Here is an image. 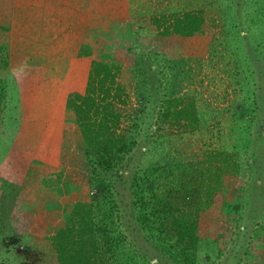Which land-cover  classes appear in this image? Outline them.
Instances as JSON below:
<instances>
[{"label": "rangeland", "instance_id": "obj_1", "mask_svg": "<svg viewBox=\"0 0 264 264\" xmlns=\"http://www.w3.org/2000/svg\"><path fill=\"white\" fill-rule=\"evenodd\" d=\"M14 1L16 18L25 20L27 5ZM124 3L126 9L121 10L126 17L108 19L85 43L93 45L94 56L122 65H132L136 55H141L154 68L144 80L158 87L159 96L168 92L164 97L169 94L192 102L200 117L198 126L191 129L167 124L160 132L165 134L162 142L155 143L158 138L151 130H141L128 165L174 159V173L180 179H184L186 169H193V175L200 179L199 172H206L209 165L213 166L210 170L221 167L219 180L224 187L219 197L238 203V209L233 210L237 219L232 224V240L218 253L213 240L203 239L196 264H264V0ZM189 7L203 8L206 26L202 32L163 37L166 43L160 49L157 45L162 39L155 17L162 19V14ZM7 30L0 27V164L12 156L11 150H17L22 152L19 162L27 169L16 167L19 197L11 199L12 192L5 186L0 193V264H21L25 253L35 257V264H59L51 236L62 223L63 209L91 194L86 188L85 144L65 100L69 92L84 88L87 72L80 69L92 55L80 58L78 52L55 51L65 44L70 50L79 45L69 41L50 43L53 49L44 52L48 56L9 58ZM14 38L19 51H13L27 53L22 36ZM175 63L184 68L172 78ZM131 80L124 115L130 105H136ZM138 87L139 91L145 89L144 83ZM146 104L141 122L161 124L158 106ZM243 105H249L254 114L245 112ZM126 197L131 202V197ZM119 204L120 227L134 249H142L145 261L155 263L162 253L135 227L133 204ZM218 208L213 204L211 209L202 210V221ZM54 209L59 213L49 215Z\"/></svg>", "mask_w": 264, "mask_h": 264}, {"label": "trees", "instance_id": "obj_2", "mask_svg": "<svg viewBox=\"0 0 264 264\" xmlns=\"http://www.w3.org/2000/svg\"><path fill=\"white\" fill-rule=\"evenodd\" d=\"M11 11V0H0L1 28H8ZM161 16L162 19L155 17L158 36L162 39L157 45L160 49L166 43L165 38L195 35L206 26L202 7H189ZM79 54L92 55L85 86L82 90L69 92L65 106L72 111L85 144L86 188L91 194L63 209L62 223L51 236L58 263L196 264L198 245L205 238L213 240L221 253L232 240V224L237 219L233 212L238 209V203L219 197L224 187L219 180L221 167L210 170L213 166L209 165L206 172H199L200 179L193 175V169H186L184 179H180L174 173L177 163L174 159H168L167 163L128 165L139 144L141 130H151L158 138L157 143L164 140L165 134L160 132L167 124L190 129L197 127L200 117L193 103L180 96L168 94L164 97L168 92L159 96L158 87L144 80L145 75L154 73V68L141 55H136L132 65H122L94 56L91 43H82ZM183 68L181 63H175L172 78ZM131 79L134 80L136 105H130V111L124 115L123 108L129 102L133 83ZM141 83L145 89L139 91ZM147 102L158 106L161 124L159 121L141 122ZM243 110L254 114L249 105H243ZM16 151L11 150L12 156L0 164L2 168H9L14 177L13 181L12 177L1 178L3 187H9L8 192H12L11 199L20 187L16 167L27 169L18 159L22 152ZM211 157L216 158L215 155ZM126 195L131 197V202L126 201L129 198ZM119 202L126 206L133 204L135 227H139L152 247L162 253L155 263L145 261L142 249H134L127 233L120 227L123 223ZM213 204L219 210L212 209L209 218L202 221L200 212L211 209ZM25 255L21 264H35V257Z\"/></svg>", "mask_w": 264, "mask_h": 264}, {"label": "crops", "instance_id": "obj_3", "mask_svg": "<svg viewBox=\"0 0 264 264\" xmlns=\"http://www.w3.org/2000/svg\"><path fill=\"white\" fill-rule=\"evenodd\" d=\"M12 1V0H11ZM28 7V15L25 20H18L16 13L18 12L16 1L12 2L11 22L9 23L6 42H8L7 54L10 57H44L46 51L53 49L50 43H67L69 41L79 43L78 46L71 48L65 44L63 47L56 48L59 51H74L78 55L79 48L82 43L91 41L88 38L95 30L99 29L103 23L108 22V19H116L119 16L126 17L122 14V10L126 9L124 0H22ZM19 2V0H18ZM113 5L110 7L109 4ZM38 11V12H36ZM19 21V23L16 21ZM110 21V20H109ZM20 24V25H18ZM17 29V30H16ZM21 35L22 39L27 44L24 52L17 54L14 44V36ZM67 49V50H65ZM15 51H19L16 49ZM29 52V53H28ZM43 52V53H42ZM60 55H62L60 53ZM67 55H71L72 53ZM88 55H81L84 58ZM90 60L81 66L82 72H88ZM13 164V163H11ZM2 176L11 179L9 168L0 167ZM0 175V176H1ZM2 178V177H1ZM12 180V179H11ZM2 187V188H1ZM0 193H4L1 179ZM21 191V190H20ZM19 191V192H20ZM17 195V193H16ZM13 197V196H11ZM19 197V195L15 196ZM53 200L58 197H51ZM62 199L64 197H61ZM1 199V197H0ZM49 215L58 214L59 209H54L48 212Z\"/></svg>", "mask_w": 264, "mask_h": 264}]
</instances>
